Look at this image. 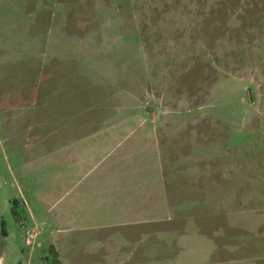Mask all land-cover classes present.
Instances as JSON below:
<instances>
[{
	"label": "rangeland",
	"instance_id": "obj_1",
	"mask_svg": "<svg viewBox=\"0 0 264 264\" xmlns=\"http://www.w3.org/2000/svg\"><path fill=\"white\" fill-rule=\"evenodd\" d=\"M190 258L264 264V0H0V264Z\"/></svg>",
	"mask_w": 264,
	"mask_h": 264
},
{
	"label": "crops",
	"instance_id": "obj_2",
	"mask_svg": "<svg viewBox=\"0 0 264 264\" xmlns=\"http://www.w3.org/2000/svg\"><path fill=\"white\" fill-rule=\"evenodd\" d=\"M205 254L209 255L210 252H206ZM211 254H212V253H211ZM188 259H189V258H188ZM190 259H191L190 261H189V260L187 261L186 259H185V260H186L187 263H190V264H200V260H197V259L194 258L193 260H195V261H193L192 258H190ZM183 261H184V260H183ZM183 263H184V262H183Z\"/></svg>",
	"mask_w": 264,
	"mask_h": 264
},
{
	"label": "trees",
	"instance_id": "obj_3",
	"mask_svg": "<svg viewBox=\"0 0 264 264\" xmlns=\"http://www.w3.org/2000/svg\"><path fill=\"white\" fill-rule=\"evenodd\" d=\"M3 225V224H2Z\"/></svg>",
	"mask_w": 264,
	"mask_h": 264
}]
</instances>
